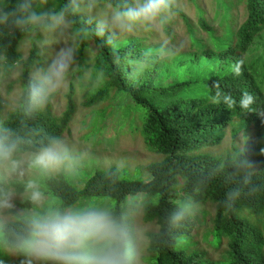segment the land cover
<instances>
[{"label": "trees", "instance_id": "obj_1", "mask_svg": "<svg viewBox=\"0 0 264 264\" xmlns=\"http://www.w3.org/2000/svg\"><path fill=\"white\" fill-rule=\"evenodd\" d=\"M176 1L172 11L182 17L191 44L186 53L165 51L167 61L156 56L160 46L148 44L142 36L109 34L88 16L83 4L80 11L66 14L79 58L73 73L78 89L99 79L86 103L94 115V135L104 121L126 125L161 160L145 167L147 179L139 170L137 178L129 179L125 170L115 167L96 169L81 187L64 172L44 176L40 193L49 200L48 208L109 210L127 226L133 242L137 234L128 213L136 214L146 230L149 264H264V42L259 45L256 41L264 30V0H215L217 30L196 0H187L195 9V24L208 36L209 44L196 37L197 29L181 15ZM16 2L0 0V9L9 10ZM69 3L34 0L33 7L38 12H59ZM123 3L96 0V6L110 12ZM240 5L246 16L236 26L232 12ZM160 22L162 34L171 35L174 21L162 17ZM54 30L17 26L11 19L0 23V85L16 68L20 71L16 108L5 113L0 93V132L10 130L19 140L17 159L32 155L52 138L62 141L75 118L73 84L59 115L54 113L56 93L43 107H33L30 100L32 73L44 70L43 41L54 37ZM243 93L254 98L246 109L239 104ZM126 99L131 104H125ZM234 122L242 130L252 128L258 142L224 156L207 152L222 144L227 127ZM15 187L21 193L27 190L17 180L6 183L0 178V207L9 198V188ZM139 195L143 196L140 204L124 206L128 198ZM186 203L193 207L183 219L174 221V214ZM35 208L29 205L33 214L39 210ZM31 215L14 210L0 226V264H22L28 259L10 248ZM200 215L206 220L210 215V229L204 233L205 218L200 220ZM149 227L153 230H147ZM199 236L208 250L200 248ZM215 252H220L217 259ZM32 264L53 262L33 259Z\"/></svg>", "mask_w": 264, "mask_h": 264}, {"label": "rangeland", "instance_id": "obj_2", "mask_svg": "<svg viewBox=\"0 0 264 264\" xmlns=\"http://www.w3.org/2000/svg\"><path fill=\"white\" fill-rule=\"evenodd\" d=\"M176 1V0H175ZM236 1V0H234ZM178 11L181 15L186 17L192 22L197 29L196 37L202 40L209 41L208 36L202 31L196 23L195 9L187 0H177ZM200 8L205 11V18L209 21V24L217 30V21L213 20L214 11L216 10L215 0H196ZM87 11L90 18L101 24L102 21L110 19L111 10L108 11L105 7L96 6L92 11ZM235 24L238 26L245 18L246 11L243 5H240L232 12ZM169 18L174 21L175 25L172 26V33L169 36L162 34L160 20L152 25H138L132 33H120L118 30L105 27L109 34L118 38H134L143 37L148 44L157 45L161 48V53H157L161 61H167L168 55L165 51H174V53H186L190 49L191 39L190 34L186 31L184 21L181 16H178L174 11L163 17ZM219 34V31L218 33ZM51 35V39H45L43 41L44 53L43 55V68L47 70L49 64L56 58L58 52L61 49L70 48L73 56L65 75L62 86L55 92L57 94L54 102V113L59 115L66 107L67 100L66 95L70 92L71 86L74 89L77 101V111L75 118L70 123V133L65 134L62 142L68 149L71 162L67 163L64 167L56 171L43 172L38 168L30 167V159L32 155H23L18 158L20 161L19 168L16 171H10L5 168H0V178L6 183L9 181L17 180L25 186L29 181H34L40 191V186L44 176H55L59 173H66L73 181L74 185L81 187L82 183L92 175L96 169H108L111 167L125 170L126 176L129 179H135L138 177V170L141 171L143 179H147L145 167L155 161L161 160L160 156L152 154L145 147L141 139L137 138L134 131L128 126L120 127L121 124H107L106 121L101 124L100 131L97 135H94L91 127L92 111L86 107V103L90 96L95 92L99 79H96L94 84L85 89H78V79L74 78L73 73L76 70L79 58L77 57L76 41L72 34L71 27L67 24L66 27L56 28ZM46 36V35H44ZM257 43L262 45L264 42V30L258 35ZM27 50V48H26ZM176 56V55H175ZM169 60V58H168ZM43 70V71H44ZM41 72L39 69H34L32 77L36 78L37 73ZM20 77V71L16 68L8 78L4 79L0 85V93L2 97V107L5 113L7 111L16 108L17 101L20 94V89L16 81ZM87 77V75H86ZM88 78H86L87 80ZM13 83V84H12ZM84 83V82H83ZM86 83V82H85ZM10 88V89H9ZM125 104H131L129 100L124 101ZM100 121V120H99ZM259 138L252 128L248 130H242L237 122L232 123L227 127L225 138L219 147L210 149L207 152L214 156H224L231 154L233 150H242L244 148H251L258 142ZM264 143V138L262 139ZM27 188V187H26ZM18 187L9 188V200L11 207H4V204L0 207V226L7 220V215L13 213L14 210L21 213L33 214V211H29V205L35 206V209H39L37 212L46 210L48 207V199L43 198L40 204H34L31 199V191L26 190L21 193ZM143 196L139 195L133 198H128L125 201L124 206H137L142 201ZM27 201V203H25ZM16 203H19L16 205ZM202 214H205L204 206H201ZM193 213V211H191ZM131 218L132 228L136 232L137 236L134 241L139 252V264H149L146 261L147 252V239L144 236L145 228L143 227L142 219L136 216L134 213H128ZM200 220L205 217L200 215ZM153 227H149L147 230H153ZM210 229V215L203 225L202 233ZM210 237V232L207 234ZM200 238V236H199ZM200 248L208 250V246L205 245L203 240L199 239ZM210 253V252H209ZM220 252H215L214 257L217 259Z\"/></svg>", "mask_w": 264, "mask_h": 264}, {"label": "clouds", "instance_id": "obj_3", "mask_svg": "<svg viewBox=\"0 0 264 264\" xmlns=\"http://www.w3.org/2000/svg\"><path fill=\"white\" fill-rule=\"evenodd\" d=\"M33 4L34 0H17L11 9H0V23H8L11 19L17 26H40L52 31L66 27V14L80 11L82 4L92 11L96 0H70L59 12H38ZM174 4L175 0H124L122 7L116 8L110 19L102 21L100 27L132 33L138 25L157 23L171 13ZM72 56L70 48L61 49L47 70L37 73L30 88L33 107H43L49 96L62 86ZM240 63L235 67L236 74L240 72ZM253 102L250 94L243 93L239 104L246 109ZM18 150L19 140L13 138L12 132H0V168L16 171L20 165ZM71 159L63 142L52 138L32 154L30 167L47 173L59 170ZM26 187L31 191V201L40 204L43 198L36 183L29 181ZM11 206L10 200L5 199L4 207ZM192 207L191 203L181 205L173 220L183 219ZM10 250L28 257L22 264H32L33 259L53 264H139V252L127 226L105 208H48L36 212L25 219L23 230L16 235Z\"/></svg>", "mask_w": 264, "mask_h": 264}]
</instances>
